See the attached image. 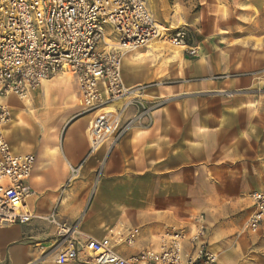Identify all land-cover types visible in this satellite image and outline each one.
I'll list each match as a JSON object with an SVG mask.
<instances>
[{
    "label": "crops",
    "instance_id": "crops-1",
    "mask_svg": "<svg viewBox=\"0 0 264 264\" xmlns=\"http://www.w3.org/2000/svg\"><path fill=\"white\" fill-rule=\"evenodd\" d=\"M200 2L214 10L244 2L252 9L251 17H264V0ZM253 8L260 11L257 17ZM232 40L233 35L215 33L196 41L195 57L181 58L175 50L162 68L134 52L126 54L124 83L149 85L145 92L149 111L135 119L138 110L128 108L122 127L132 125L95 153H90L87 132L94 113L82 112L74 77L51 78L33 93L32 102L15 107L12 102L20 100L16 95H0V104L12 109L32 104L28 116L36 121L35 128L44 129L39 144L29 148L22 120L5 128L15 153L36 155L29 179L36 195L30 199L35 218L0 229V264H29L56 245V228L45 219L51 214L98 239L122 226L138 228L137 244L119 247L131 255L157 246L167 226L187 218L179 212L183 202L187 208H211L217 201L264 190L259 188L264 186V67L256 72L240 69ZM74 168L77 179L68 184ZM250 206L252 212L251 200ZM172 207L176 212L170 218L166 213ZM101 223L107 224L102 231ZM258 235H264V221ZM212 239L215 242V236ZM217 246L222 263H240L239 253L227 254L226 248ZM55 257L54 252V262Z\"/></svg>",
    "mask_w": 264,
    "mask_h": 264
},
{
    "label": "built area",
    "instance_id": "built-area-1",
    "mask_svg": "<svg viewBox=\"0 0 264 264\" xmlns=\"http://www.w3.org/2000/svg\"><path fill=\"white\" fill-rule=\"evenodd\" d=\"M168 29L154 17L147 0H0V95L25 100L51 78L70 74L79 86L82 112L94 113L88 140L90 153H95L132 125L122 127L128 108L138 110L135 119L149 111V85L124 83L126 52L162 41L197 55L198 48L187 45L184 28L172 34ZM11 121V107L0 104V229L35 218L30 199L36 192L29 179L36 155L13 151L5 135ZM77 174L74 168L68 184ZM249 199L253 210L245 226L259 233L264 190L252 191ZM45 219L57 226L56 264H224L207 242L202 213L177 220L160 235L157 246L131 255L119 247L135 246L138 228L122 226L101 239L85 235L80 240L55 214Z\"/></svg>",
    "mask_w": 264,
    "mask_h": 264
},
{
    "label": "rangeland",
    "instance_id": "rangeland-1",
    "mask_svg": "<svg viewBox=\"0 0 264 264\" xmlns=\"http://www.w3.org/2000/svg\"><path fill=\"white\" fill-rule=\"evenodd\" d=\"M147 2L154 17L161 24H164L167 29L169 28L168 32L170 34L180 28H184L187 31L186 42L188 47H194L196 41L211 38L215 33L230 34L234 36V40L229 42V44L238 50L235 59L240 64V69H245L244 71L246 72H256V70H262L261 68L264 67V41L262 39V34H264V17H251L250 13L252 9L249 6L246 7V3L241 2L242 6L223 7L214 10L204 7L200 0H147ZM254 11L257 17L260 11L259 9H254ZM249 49L250 51H248ZM175 50L177 51L176 54L181 58L183 55L189 57L196 56L190 55L184 47H177L162 41L154 42L149 47L136 50L134 54L140 60L149 59L156 67L160 66L162 68L169 61V58L175 54ZM62 76L70 77V74ZM62 76H57L56 78ZM262 80L264 81V79ZM39 90H42V88ZM145 98L148 99V97ZM32 100L33 93L28 99L17 100V104L12 102V107L21 102H32ZM32 108L33 106L30 103L19 108H11L12 121L6 126L10 127L16 121L22 120L23 124L27 127L26 132L28 136L25 135L24 138H27L25 145L29 148L37 146L44 133L43 128H35V125H38L35 124L36 121L34 122L33 116H28V109ZM20 111H23L24 114L17 116V113ZM65 123L64 121L61 124L59 130H63ZM97 177L98 173L97 175L95 173L92 179L96 180ZM259 188L264 189V186ZM251 191L253 190L240 195L236 200L217 201L214 207L211 208L208 206L187 208L188 203L183 202L182 206H184V210L180 209L179 212L182 211V214L186 217H191V219L197 212L204 213L206 235H208L207 242L217 254L219 253L217 252L216 245H218V249H220L219 247L226 248L227 254H232L233 252L239 253V264H264V235L259 236L258 233H250L245 228L246 221L251 214L249 199ZM173 212H176V207H172L166 214L171 218ZM61 222L64 223L63 220ZM53 225L57 228L55 224ZM105 225L107 226L105 223L100 224V227L102 226L101 228L99 227L100 231L104 230ZM68 226L76 228L78 230L76 236H83L80 239L83 240L84 234H81L82 230L77 224H68ZM108 226H112V224ZM214 236L216 238L215 242L212 239ZM55 247L56 245L48 247L39 255V258L32 259L29 264H55ZM218 256L222 260V254Z\"/></svg>",
    "mask_w": 264,
    "mask_h": 264
},
{
    "label": "bare ground",
    "instance_id": "bare-ground-1",
    "mask_svg": "<svg viewBox=\"0 0 264 264\" xmlns=\"http://www.w3.org/2000/svg\"><path fill=\"white\" fill-rule=\"evenodd\" d=\"M165 27H166V26H165ZM128 53H130V52H126V53L124 54L123 58H124L125 55L128 54ZM70 76H71V75H70ZM87 132H88V127H87ZM74 230L78 231L76 228H74ZM228 257H229V256H228Z\"/></svg>",
    "mask_w": 264,
    "mask_h": 264
}]
</instances>
